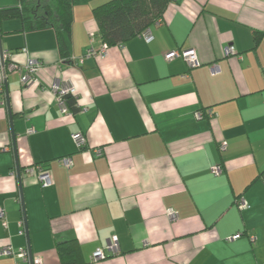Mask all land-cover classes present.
I'll list each match as a JSON object with an SVG mask.
<instances>
[{
	"label": "crops",
	"instance_id": "0c3cea01",
	"mask_svg": "<svg viewBox=\"0 0 264 264\" xmlns=\"http://www.w3.org/2000/svg\"><path fill=\"white\" fill-rule=\"evenodd\" d=\"M106 1L72 7L65 59L53 29L0 20L12 62L38 66L33 83L13 72L0 93V250H12L0 264H25L20 250L40 264H264V0H174L150 42L88 57L92 9ZM189 49L197 68L164 59ZM56 81L75 88L65 114ZM34 166L49 187L25 173Z\"/></svg>",
	"mask_w": 264,
	"mask_h": 264
},
{
	"label": "trees",
	"instance_id": "16d2710c",
	"mask_svg": "<svg viewBox=\"0 0 264 264\" xmlns=\"http://www.w3.org/2000/svg\"><path fill=\"white\" fill-rule=\"evenodd\" d=\"M92 0H18V6L0 9L2 18L19 17L24 30L51 28L56 33L60 57L69 56L72 7ZM174 0H108L92 9L97 25L95 37L106 45H121L140 36L159 21L167 6ZM256 43L261 33L254 35ZM205 114L210 109L203 111ZM258 179L264 182V170ZM60 252L62 250L59 246Z\"/></svg>",
	"mask_w": 264,
	"mask_h": 264
},
{
	"label": "built area",
	"instance_id": "2783aa9c",
	"mask_svg": "<svg viewBox=\"0 0 264 264\" xmlns=\"http://www.w3.org/2000/svg\"><path fill=\"white\" fill-rule=\"evenodd\" d=\"M141 36L144 38L146 42H150L152 40V36L147 29L144 33L141 34ZM96 37L94 34L90 35V43L94 44L96 42ZM108 50V45L105 43L99 42L97 48L95 47H90V49L87 51L86 56L88 57H93V58H103L107 54ZM21 52L27 53L26 49H21ZM225 54L227 56H232L235 55L234 48L233 47H228L225 49ZM176 58H181L183 59L190 68H197L199 66V62L197 59V56L195 54V51L192 49L189 50H175L172 51L168 54L164 55V59L166 61H171ZM37 64L36 62H33L32 60H26V63L22 66L16 65L12 62L11 60V54L8 50H4L1 48L0 45V93L2 92V89L4 87V84L6 82L7 76L10 73L13 72H21L20 74V83L22 86L29 85L34 82V76L37 71ZM51 91L53 95L55 96V99L60 106V110L62 113H67V108H66V103L65 100L66 98L70 96L75 95V88L67 83V82H59L56 81L52 84L51 86ZM211 112H207L206 114H210ZM201 113H196L195 117L197 119L202 118ZM32 130H28V133H30ZM71 139L74 143V145L81 149L86 146V138L82 133H74L71 135ZM226 148L225 143L220 144V150L223 151ZM96 155H101L100 150H95ZM60 163L68 168L71 165V161L69 158H63L60 160ZM211 172L214 175H219L221 173L220 167H212ZM25 173L28 174H34L36 176V179L39 183V185L42 188H47L51 185V180L49 173L43 169L41 166H34V167H29L25 170ZM243 207V206H242ZM170 218L174 219L176 217V214L173 212H169ZM0 219H4V210L0 208ZM240 235H235L232 237V239H237L239 238ZM108 249L112 252H116L117 246L116 243L110 242L108 245ZM12 255V250L10 247L5 248L0 250V256H10ZM15 256L18 257V259L22 262H25V264H40L37 259L33 262L31 258H28V254L24 250H20L18 254H15ZM105 255L103 254L102 250L97 249L93 254H92V261H97L99 259H104ZM29 259V260H28Z\"/></svg>",
	"mask_w": 264,
	"mask_h": 264
},
{
	"label": "rangeland",
	"instance_id": "374dc122",
	"mask_svg": "<svg viewBox=\"0 0 264 264\" xmlns=\"http://www.w3.org/2000/svg\"><path fill=\"white\" fill-rule=\"evenodd\" d=\"M17 0H0V5H1V3L3 4V5H14V3L16 2Z\"/></svg>",
	"mask_w": 264,
	"mask_h": 264
}]
</instances>
